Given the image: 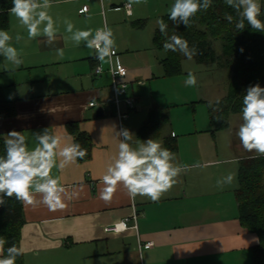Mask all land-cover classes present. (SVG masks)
<instances>
[{
  "label": "crops",
  "instance_id": "0c3cea01",
  "mask_svg": "<svg viewBox=\"0 0 264 264\" xmlns=\"http://www.w3.org/2000/svg\"><path fill=\"white\" fill-rule=\"evenodd\" d=\"M127 3L53 0L50 14L59 26L54 46L46 45L44 37L29 40L26 29L9 13L5 31L13 37L17 32L24 36L20 44L13 40L22 49L23 64L14 67L4 56L0 63V87L16 109L13 117L0 119V140L4 143V135L16 130L23 133L31 150L36 146L33 134L49 129L62 143L82 132L93 144L89 159L77 160L63 173L52 170L72 197L65 198V209L53 212L43 204H23L25 264H253L259 237L241 223L237 191L241 160L256 154L245 151L238 138L219 145L220 131H213L209 106L210 101L215 104L228 96L232 78L230 83L210 78L206 72L222 67L185 56L181 74L167 75V50L157 49L153 38L159 29L157 20L168 16L174 0H143L132 4L131 15ZM259 3L262 11L264 0ZM85 6L88 11L79 13ZM65 18L76 29L95 30L106 24L113 30L115 62L128 70V92L120 102L126 118L118 116L113 103L110 64H103L101 75L95 73L100 62L90 50L65 41L70 35ZM151 24L156 29L148 35L145 30ZM55 48L64 49L62 58ZM188 72L197 77L195 87L184 86ZM128 97L135 101L133 110L124 101ZM92 102L98 106L89 107ZM100 108L103 117H97ZM121 128L134 134L133 147L152 138L170 149L177 163L207 166L182 173L159 202L141 196L133 199L119 186L112 201L105 203L100 199L101 177L118 152L115 131ZM231 129L230 124L224 131ZM228 173L235 174L233 183L218 190L216 180ZM135 213L136 228L131 222L125 231L111 230ZM150 242L153 246L146 249Z\"/></svg>",
  "mask_w": 264,
  "mask_h": 264
},
{
  "label": "clouds",
  "instance_id": "9594fccd",
  "mask_svg": "<svg viewBox=\"0 0 264 264\" xmlns=\"http://www.w3.org/2000/svg\"><path fill=\"white\" fill-rule=\"evenodd\" d=\"M142 2L143 0H128L125 7L130 8L132 4ZM224 2L236 13L235 18L232 14L225 13L224 19L229 23L235 22L239 31L244 30L247 22L253 30L264 33L259 0ZM52 5L53 0H12V7L8 11L26 29L29 40L44 37L46 45L54 46L59 26L50 14ZM210 7L212 0H174L168 11V18L188 27L192 17ZM63 23L66 33L70 34L65 36V41L70 39L75 46L83 44L89 49L93 58L100 62L97 73L101 74L103 64H111L116 54L113 30L106 24L95 30L76 29L67 18ZM157 25L161 34L166 37L163 44L165 50L179 51L188 60L199 54L197 48H190L188 41L180 35L174 33L168 36V26L162 18L157 20ZM13 40L15 44H20L24 36L17 32L13 37L8 31L0 30V55L5 57L6 62L18 68L23 64L22 49L18 50L13 45ZM55 52L61 58L64 56L63 48H55ZM183 83L185 87H195L196 75L188 72ZM215 103L219 104V100ZM209 106H212L211 101ZM241 120L235 131L241 147L247 152H254L257 157L264 156V87L259 83L249 85L246 89L241 107ZM33 135L36 146L31 150L22 132L12 130L4 135L5 155L0 156V206L6 204V199L15 197L25 205L43 204L53 212L63 210L67 207L65 198L72 197L67 193L59 176L52 175V170L63 173L78 159H83L87 150L75 142L72 136H68L67 142L62 143L61 137L49 129ZM115 136L119 140L118 152L101 177L104 186L100 191V199L105 203L112 201L119 186L133 199L141 196L154 203L159 202L177 184L182 173L191 168L207 166L200 162L192 165L177 163L175 154L152 138L143 142L137 141V146L133 147L130 141L134 134L127 128L115 131ZM234 179L235 174L228 173L218 178L215 186L218 190H223L225 185L232 184ZM115 227L116 231L120 232L126 225L121 221ZM6 242L5 238L0 237V264H16L17 257L24 254V249L13 244L7 248V256H4Z\"/></svg>",
  "mask_w": 264,
  "mask_h": 264
},
{
  "label": "trees",
  "instance_id": "16d2710c",
  "mask_svg": "<svg viewBox=\"0 0 264 264\" xmlns=\"http://www.w3.org/2000/svg\"><path fill=\"white\" fill-rule=\"evenodd\" d=\"M3 11L0 12V30L9 27V9L12 0H3ZM232 14L224 0H212V7L207 11H200L191 18L189 26L173 22L168 16L162 19L167 24L168 36L177 34L186 39L189 47L195 46L198 55L193 58L199 63H215L227 68L232 73L228 96L210 106L213 131H224L230 128L231 115L241 114L243 96L249 85L264 83V33L253 30L245 22V28L239 31L235 22L229 23L224 14ZM260 19L264 20V7ZM164 37L160 30H156L153 38L157 49H164ZM214 41L222 43L221 53L213 48ZM164 60L167 75L181 74V58L179 51H168ZM3 55H0V63ZM215 109V110H214ZM16 113L15 103L4 98L0 87V119L13 117ZM75 142L87 150L83 162L90 158L92 141L89 135L78 132ZM5 155L4 143L0 140V156ZM240 188L237 191L239 215L241 223L259 237V245L253 250V264H264V156L243 158L239 168ZM25 224L24 206L15 197L6 199V204L0 206V237L6 239L4 256L7 248L15 244L21 247L22 231ZM16 264H25L24 254L17 257Z\"/></svg>",
  "mask_w": 264,
  "mask_h": 264
},
{
  "label": "built area",
  "instance_id": "2783aa9c",
  "mask_svg": "<svg viewBox=\"0 0 264 264\" xmlns=\"http://www.w3.org/2000/svg\"><path fill=\"white\" fill-rule=\"evenodd\" d=\"M84 9H87V10L83 11ZM131 9H132V5L130 8H126L128 14L130 13V15L132 14ZM87 11H88V7L85 6V7H83L82 10H80L79 13L83 14V13H86ZM116 56H117V51H116L115 56L112 58V63L110 64V69H109L111 76H112V89H113V94H114L113 103H114L115 107L117 108L118 116H120V118H126V115H122L120 112V102L122 101L121 97L123 95H126L128 92V83L125 82V79L128 76V70L124 66L119 64L118 62L117 63L115 62ZM95 73L97 75L102 74V73L98 74L97 69L95 70ZM124 101L126 102V104L128 105L130 110H133L135 108L134 99L128 97V98H125ZM96 106H98V104L96 102H92L89 104V107H96ZM137 218H138V215L135 213L132 218L126 219L125 221H123L125 223L126 227L122 231L129 229V224L131 222L133 223V226L136 228L137 227V225H136ZM115 226H116V224L111 228V230H113L114 232H117ZM152 246H153V243H151V242L144 245V247L146 249H149Z\"/></svg>",
  "mask_w": 264,
  "mask_h": 264
},
{
  "label": "rangeland",
  "instance_id": "374dc122",
  "mask_svg": "<svg viewBox=\"0 0 264 264\" xmlns=\"http://www.w3.org/2000/svg\"><path fill=\"white\" fill-rule=\"evenodd\" d=\"M154 29H156V26H153V24H151L150 27H148V29L145 30V32L148 35H151L155 31ZM221 46H222V43L220 41H214L213 48L215 49V51L217 53H221ZM163 54H165V53H163ZM192 62H194V61H192ZM205 74H207V76H210V78H213L214 77V78H219L220 80L221 79L222 80H226L227 79V82L228 83H230V80L232 78V73L227 68H222L221 69L219 67H216L214 69L209 70V72H206ZM218 84H220V83H218ZM226 86H227V89H225V88L224 89L227 91L228 88H229V84H227ZM260 86L261 87H264V83L262 85H260ZM241 122H242V120H241V114L231 115V117H230V124L232 126L231 131H224V132L223 131H220L216 135V137L218 138V141H219V145L220 146L223 145V141L226 142L227 145H229V144H232V141L235 138H238V137H236V135L234 136L231 132H233L234 130L236 131V129L239 127V124ZM233 133H235V132H233Z\"/></svg>",
  "mask_w": 264,
  "mask_h": 264
},
{
  "label": "water",
  "instance_id": "95a60500",
  "mask_svg": "<svg viewBox=\"0 0 264 264\" xmlns=\"http://www.w3.org/2000/svg\"><path fill=\"white\" fill-rule=\"evenodd\" d=\"M103 116H104V114H103V109L100 108V109L98 110V112H97V117H103Z\"/></svg>",
  "mask_w": 264,
  "mask_h": 264
}]
</instances>
